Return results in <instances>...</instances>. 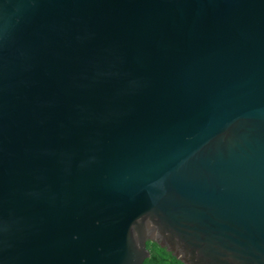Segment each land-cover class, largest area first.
Masks as SVG:
<instances>
[{
    "label": "water",
    "instance_id": "obj_1",
    "mask_svg": "<svg viewBox=\"0 0 264 264\" xmlns=\"http://www.w3.org/2000/svg\"><path fill=\"white\" fill-rule=\"evenodd\" d=\"M264 264V0H0V264Z\"/></svg>",
    "mask_w": 264,
    "mask_h": 264
},
{
    "label": "trees",
    "instance_id": "obj_2",
    "mask_svg": "<svg viewBox=\"0 0 264 264\" xmlns=\"http://www.w3.org/2000/svg\"><path fill=\"white\" fill-rule=\"evenodd\" d=\"M146 247L149 251V256L142 264H183L170 252H167L155 242H147Z\"/></svg>",
    "mask_w": 264,
    "mask_h": 264
}]
</instances>
